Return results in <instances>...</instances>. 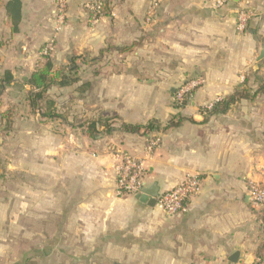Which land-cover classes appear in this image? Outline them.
<instances>
[{
	"label": "crops",
	"instance_id": "0c3cea01",
	"mask_svg": "<svg viewBox=\"0 0 264 264\" xmlns=\"http://www.w3.org/2000/svg\"><path fill=\"white\" fill-rule=\"evenodd\" d=\"M7 1L0 0V76L28 77L50 44L56 67L74 54L90 60L110 44H139L102 61L80 58L85 81L49 89L68 94L66 103L52 95L66 122L41 120L14 84L0 94V114L14 112L10 148L0 150L15 158L11 182L0 183V264H227L236 252L253 264L264 247V207L248 193L252 182L264 187V0H109L111 14L97 23L85 7L94 0H66L63 22L56 0H22L15 34ZM242 7L254 12L245 31L237 28ZM200 78L190 104L177 108L176 89ZM240 87L262 91L226 113L199 112L204 101ZM176 115L181 124L158 132L152 150V134L120 128L153 119L164 126ZM81 116L115 117L113 129L101 126L92 137ZM123 152L141 160L146 188L157 195L198 175L187 211L167 215L118 196ZM6 237L13 247L4 249Z\"/></svg>",
	"mask_w": 264,
	"mask_h": 264
},
{
	"label": "trees",
	"instance_id": "16d2710c",
	"mask_svg": "<svg viewBox=\"0 0 264 264\" xmlns=\"http://www.w3.org/2000/svg\"><path fill=\"white\" fill-rule=\"evenodd\" d=\"M103 10L100 14L101 17L111 14L112 7L109 0H102ZM5 10L8 17V26L13 34L18 33L20 30V23L22 19V0H8L5 3ZM139 42H134L131 45H107L103 48L100 54L96 57L86 60V58L72 55L68 64L55 66L54 60L50 52H45V46L42 47V61L39 63L35 71H33L28 77L21 80H16L12 73L8 70L3 76H0V94L4 88L14 84L16 90L19 91L20 101L28 102L32 112L37 114L41 120H61L66 122L68 117L66 113L60 112L57 108V102L54 97L49 93V89L56 87H68L76 84L80 80L78 59H82L83 62L102 61L105 60V56L112 52L127 53L134 49ZM1 45V43H0ZM45 52V53H43ZM185 84V83H184ZM90 86V82H86L82 85L83 90H86ZM179 88L176 89L174 96ZM195 89L187 92L183 96L182 101L175 99L174 104L177 108H184L192 100V95ZM262 89L255 93H251L249 89L240 87L237 88L232 94L217 99L211 109L200 107L205 117H209L216 114L226 113L229 108L242 99H252L257 96ZM179 118V119H177ZM115 121V117H101L98 119H89L83 123L82 126L86 127L87 133L94 137L101 133V126L110 132L113 129L112 124ZM183 121V117L178 115L171 118L166 125H162L158 120L153 119L146 124H132L123 122L120 124V128L129 133H137L140 135L152 134V138H155L160 131L167 130L169 128L178 126ZM0 128L11 131L13 128V107H9L4 113L0 114ZM3 169L0 168V177L2 176ZM253 264H264V247L259 248L256 252V259Z\"/></svg>",
	"mask_w": 264,
	"mask_h": 264
},
{
	"label": "built area",
	"instance_id": "2783aa9c",
	"mask_svg": "<svg viewBox=\"0 0 264 264\" xmlns=\"http://www.w3.org/2000/svg\"><path fill=\"white\" fill-rule=\"evenodd\" d=\"M229 0H217L216 5L222 6ZM56 16L60 22L64 21L67 3L66 0H56ZM86 9L89 11L90 19L93 23H97L101 19V12L103 10L102 0L88 1L85 3ZM237 14V28L239 31H245L247 29L249 20L253 17L254 12L251 9L242 7L236 11ZM153 16V12L149 13V19ZM52 47L47 46L45 52H48ZM203 80L192 79L183 84L176 93V99L178 101L183 100L185 93L190 92L200 84ZM215 102V101H214ZM214 102L206 103L203 108L211 109ZM160 142V137L156 136L149 140L148 148L154 149ZM117 177V195H131L135 196L139 193H144L147 188L144 181L145 169L140 159L134 155L123 152L119 157V164L116 167ZM200 188V178L198 175H188L183 181L177 184L170 190L160 192L156 198V205L167 215L182 214L187 211V198L196 194ZM248 193L251 201L255 206L264 207V187L257 183H250ZM227 264H247L245 262H228Z\"/></svg>",
	"mask_w": 264,
	"mask_h": 264
},
{
	"label": "rangeland",
	"instance_id": "374dc122",
	"mask_svg": "<svg viewBox=\"0 0 264 264\" xmlns=\"http://www.w3.org/2000/svg\"><path fill=\"white\" fill-rule=\"evenodd\" d=\"M3 41V40H2ZM50 47H52L53 48V46L50 44L49 45ZM48 52H50V54H51V56H52V53H53V51H52V49L50 50V51H48ZM43 53H45V52H43ZM57 65H60V62H58L57 61V63H56ZM83 64V63H82ZM57 67H59V66H57ZM79 72V71H78ZM87 69H82V71L80 72V79H82L81 80V82H83V81H85V80H83L84 78L83 77H86L87 75ZM188 82V81H187ZM183 84H181L178 88H180L181 86H182ZM54 90H52V95L55 97V98H57L56 100H57V102L58 103H66V99H67V97H68V94L67 95H65L64 93H62V94H59L58 92H53ZM56 91V90H55ZM58 91V90H57ZM221 97H216V98H214V99H211V100H206V101H204L203 102V104H202V106L201 107H203L206 103H209V102H214V101H216L217 99H220ZM176 99V95L174 96V100ZM8 101H9V99H8ZM192 101V100H191ZM190 101V102H191ZM190 102L187 104V105H189L190 104ZM10 107V106H9ZM8 107V108H9ZM6 111V110H5ZM4 111V112H5ZM4 112H2V113H4ZM199 112L200 113H202L203 114V112L199 109ZM14 113V112H13ZM19 113H21V112H19ZM65 113V112H64ZM22 114H18L16 117H19V116H21ZM67 115V114H66ZM204 115V114H203ZM68 116V115H67ZM15 117V118H16ZM82 118V119H81ZM81 118L79 119V121H83V122H86L87 120H88V118H85V116H81ZM85 118V119H84ZM10 137H11V134L9 133V132H7L6 131V129H2V128H0V148L1 147H7V150H8V148H10ZM2 150H0V168L1 169H3L2 171V176L0 177V183H5V184H8V183H10L11 182V180H12V176H11V164H12V159H14L15 160V158H10V153H4L3 151L1 152ZM8 155V156H7ZM13 165H14V163H13ZM2 191V189H1V186H0V192ZM3 246H4V249H7V247H13V239L11 238V237H6L5 239H3V244H2ZM6 256V258H5V261H7V255H5Z\"/></svg>",
	"mask_w": 264,
	"mask_h": 264
},
{
	"label": "water",
	"instance_id": "95a60500",
	"mask_svg": "<svg viewBox=\"0 0 264 264\" xmlns=\"http://www.w3.org/2000/svg\"><path fill=\"white\" fill-rule=\"evenodd\" d=\"M264 57V47H263V51L261 53V57ZM157 190L155 189H147L144 193H139L135 195L136 199H139L140 201L144 202V203H148L151 206H155L157 203ZM239 260V252L234 253L231 257H230V261L231 262H238Z\"/></svg>",
	"mask_w": 264,
	"mask_h": 264
}]
</instances>
